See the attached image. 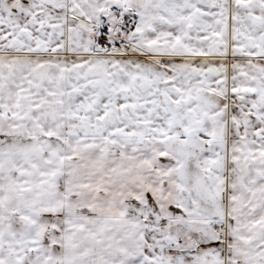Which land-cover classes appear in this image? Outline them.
Instances as JSON below:
<instances>
[{"label": "snow or ice", "instance_id": "6c2138e0", "mask_svg": "<svg viewBox=\"0 0 264 264\" xmlns=\"http://www.w3.org/2000/svg\"><path fill=\"white\" fill-rule=\"evenodd\" d=\"M0 264H264V0H0Z\"/></svg>", "mask_w": 264, "mask_h": 264}]
</instances>
